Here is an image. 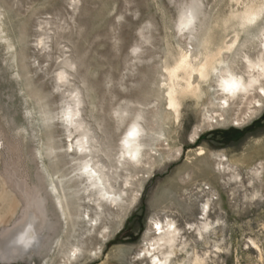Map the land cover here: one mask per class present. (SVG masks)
Wrapping results in <instances>:
<instances>
[{
  "label": "rangeland",
  "instance_id": "rangeland-1",
  "mask_svg": "<svg viewBox=\"0 0 264 264\" xmlns=\"http://www.w3.org/2000/svg\"><path fill=\"white\" fill-rule=\"evenodd\" d=\"M195 2L198 33L190 36L178 27ZM261 5L264 0H0V239L23 209L14 180H24L44 203L39 232L0 264H63L74 246L82 250L75 264H149L141 258L158 238L156 222L178 229L175 261L264 264V97L256 109L249 104L259 100L254 92L219 110L212 105L213 77L210 93L198 102L186 99L175 120L165 88L166 67L180 49L195 50L207 34L215 44H231L239 32L235 16ZM257 24L240 32L227 60L245 80L246 59L261 54L264 15ZM65 58L74 63L71 85L84 96L83 119L111 153L137 119L146 130L147 164L131 169L136 176L129 184L125 172L114 181L125 193L123 207L130 205L125 216L87 198L84 177L76 176L82 156L68 153L76 134L62 119L70 87L56 83ZM123 109L120 120L116 112ZM196 128L201 132L192 142ZM101 158L115 169L114 156ZM52 184L76 219L62 216Z\"/></svg>",
  "mask_w": 264,
  "mask_h": 264
},
{
  "label": "bare ground",
  "instance_id": "bare-ground-1",
  "mask_svg": "<svg viewBox=\"0 0 264 264\" xmlns=\"http://www.w3.org/2000/svg\"><path fill=\"white\" fill-rule=\"evenodd\" d=\"M197 2L191 3L186 8L178 27L182 31L186 30L190 36H195L198 33V16L196 12L198 11L199 3ZM263 15L264 5L247 8L243 13L236 15L235 19L239 32L236 33L235 39L231 44L223 40L219 44H215L213 43L212 37L207 34L195 50L184 51L180 49L177 57L174 59V63L166 67L167 83L165 88L168 117L178 120L180 118L183 102L186 99L192 98L198 102L204 95L210 93L212 88L210 82L213 77L216 78L218 88L211 93L215 100V102H212V105L219 110L225 111L230 107L231 102L238 98L247 99L250 95H253L254 92H257L256 97H258L259 100L250 101L249 104H255V109L262 107V98L264 97V28L261 30L262 40L260 57L257 61L246 59L249 73L247 80L235 74L232 70L233 68L231 69V67L227 65V60L238 43L240 32H245L253 24L258 25L257 23ZM42 39H40V45L45 41ZM49 45L47 46L49 47ZM138 49L140 50V48ZM138 49H134L135 52H137ZM69 58H65L63 61V69L58 71L56 83H58L57 88H60L62 85L63 87L64 85H67V87L69 85L70 87V93L67 97L64 111L62 112V119L67 124L66 129L69 135L73 136L76 134L75 142L69 145L68 153L82 156L79 159L80 164L76 176L79 178L84 177L82 178L83 180L80 178L82 180L80 185L83 186L82 191L84 195H87V198L91 199L93 197H98L97 202L101 200L106 201L111 207L119 208L125 216L130 205L125 208L123 207V195H125V193L123 190L116 188L114 181L118 180L116 177L120 176V173L125 172L128 173V176L125 178V183L126 185L129 184V179L136 176L132 174L131 169L134 170L139 166L147 164L143 161L145 155L142 153V149L145 145L144 137L146 135V130L136 118L137 120L134 121L125 132L122 141L120 140L121 144L118 146V150L115 148L117 150L116 155L113 154L114 151L111 153L107 145L109 143L102 142L83 119L81 106L83 105L84 96L78 87L71 85L70 71L73 70L74 63L72 59L70 60ZM72 77L73 76H71V78ZM66 94L68 95L67 91ZM216 101L218 102L216 103ZM126 112H128V110L123 109L116 113H118L120 120H123ZM199 132H201L199 129L194 131L192 142L198 138ZM102 155L109 158L114 156L115 169L109 168L108 165L104 163L101 158ZM12 184L23 202V209L20 214L21 216L13 227L3 231L1 234L0 258L25 249L30 244L33 237L39 232L44 222V214L42 212L43 201L35 196L24 180H14ZM52 185V191L62 216H64L65 220H67L68 217L76 219L78 214L73 215L68 212L69 205H64L57 186L54 184ZM135 200L136 197L133 198L131 204ZM98 206L99 207H96V209H101V204ZM100 214L102 215L103 211H101ZM84 216H86V219L91 223V227H97V222H94V219H92L88 213ZM124 216H119V222H121ZM83 218V221H85V217ZM156 225L155 235L158 236V238L155 240V243L145 251L143 258H141L142 260L148 261L149 264H204V260L198 256H195L194 259L188 262L181 263L175 261L178 257V242L180 239L178 229L172 222L166 225L156 222ZM107 237V235H103L102 239L105 240ZM81 251L79 247L74 246V249L72 248L64 253L65 261L63 264H75L78 262Z\"/></svg>",
  "mask_w": 264,
  "mask_h": 264
}]
</instances>
